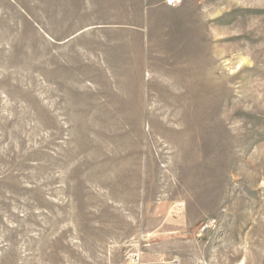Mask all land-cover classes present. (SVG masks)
I'll use <instances>...</instances> for the list:
<instances>
[{
	"label": "rangeland",
	"instance_id": "374dc122",
	"mask_svg": "<svg viewBox=\"0 0 264 264\" xmlns=\"http://www.w3.org/2000/svg\"><path fill=\"white\" fill-rule=\"evenodd\" d=\"M0 264H264V0H0Z\"/></svg>",
	"mask_w": 264,
	"mask_h": 264
}]
</instances>
